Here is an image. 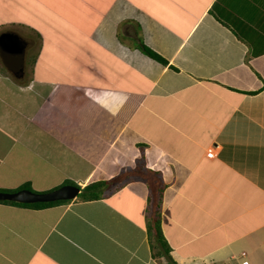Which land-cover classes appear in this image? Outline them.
Returning a JSON list of instances; mask_svg holds the SVG:
<instances>
[{"label": "crops", "instance_id": "1", "mask_svg": "<svg viewBox=\"0 0 264 264\" xmlns=\"http://www.w3.org/2000/svg\"><path fill=\"white\" fill-rule=\"evenodd\" d=\"M1 30L32 62L0 64V189L109 183L0 202V264H167L158 186L174 264H264V0H0Z\"/></svg>", "mask_w": 264, "mask_h": 264}, {"label": "trees", "instance_id": "2", "mask_svg": "<svg viewBox=\"0 0 264 264\" xmlns=\"http://www.w3.org/2000/svg\"><path fill=\"white\" fill-rule=\"evenodd\" d=\"M137 46L147 56H149L153 59H156L163 64L167 63L166 59H164L162 56H160L158 53H156L153 49H151L150 47L145 45L140 38L138 39ZM63 183L76 184L69 179H65ZM108 183H109V180H104V179H97L94 181H90V182L84 184L82 187H80V190L76 194L77 195L76 197H79L81 199L98 198L101 195V192L103 191V189H105L107 187ZM21 187L30 188L28 183H22L17 188H21ZM14 189H16V188H14ZM2 190H13V189H2ZM69 200L70 199L20 202V201H15V200L0 199V202L14 203V204H18V205H22V206H26V207L36 208V207L47 206V205H50L53 203L66 202ZM160 200H161V187L158 186V188H156L153 204H152V206H150L148 220L146 223L148 241H149L150 246L152 247L151 253H152L153 257L162 255L165 258V261L167 264H174V261L172 260V258L170 257V255L168 253L169 246L166 243V241H165V239L161 233V230H160V211H159Z\"/></svg>", "mask_w": 264, "mask_h": 264}, {"label": "water", "instance_id": "3", "mask_svg": "<svg viewBox=\"0 0 264 264\" xmlns=\"http://www.w3.org/2000/svg\"><path fill=\"white\" fill-rule=\"evenodd\" d=\"M10 35L11 32L9 31L0 33V46L1 44H3L5 37L8 36L10 38ZM16 50L18 49H15L14 51L16 52ZM9 71H11L12 75H14L15 77H20L22 75V66H19L14 70L9 69ZM79 190V185L72 183H62L54 188L44 191H35L26 187L16 188L13 190L0 189V199L15 200L20 202L71 199L76 196Z\"/></svg>", "mask_w": 264, "mask_h": 264}, {"label": "flooded vegetation", "instance_id": "4", "mask_svg": "<svg viewBox=\"0 0 264 264\" xmlns=\"http://www.w3.org/2000/svg\"><path fill=\"white\" fill-rule=\"evenodd\" d=\"M1 32H7V30H1L0 33ZM7 37H5L3 45L1 44L0 46V60L3 65L9 67L11 70H14L19 66H23L24 52L27 44L26 42L21 41L19 37L12 32L10 38ZM15 49H18L16 50L17 53L14 51Z\"/></svg>", "mask_w": 264, "mask_h": 264}, {"label": "rangeland", "instance_id": "5", "mask_svg": "<svg viewBox=\"0 0 264 264\" xmlns=\"http://www.w3.org/2000/svg\"><path fill=\"white\" fill-rule=\"evenodd\" d=\"M33 40H34V36H33ZM35 41V40H34ZM27 52H26V54L28 55V61H30L31 60V56H30V53H31V49H29V46L27 45ZM31 62H32V60H31ZM30 62H27V64H29ZM0 64H2V62H1V60H0ZM3 65V64H2ZM4 67H6L5 65H3ZM1 67V66H0ZM77 196V195H76Z\"/></svg>", "mask_w": 264, "mask_h": 264}]
</instances>
